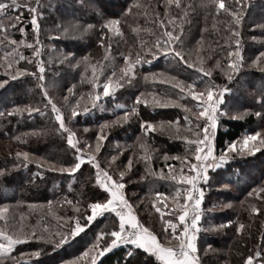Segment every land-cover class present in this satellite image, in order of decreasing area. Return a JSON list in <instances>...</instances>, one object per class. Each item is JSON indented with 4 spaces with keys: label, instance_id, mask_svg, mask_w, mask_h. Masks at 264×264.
<instances>
[{
    "label": "snow or ice",
    "instance_id": "obj_1",
    "mask_svg": "<svg viewBox=\"0 0 264 264\" xmlns=\"http://www.w3.org/2000/svg\"><path fill=\"white\" fill-rule=\"evenodd\" d=\"M166 14L171 19H158L160 34L156 36L151 46L147 41L141 40L136 46L138 50H128L127 54H121L123 64L114 67L110 75L105 76L103 83H100V77L104 76L106 65L102 61L90 63L89 55H84L77 59L73 52H61L57 63L68 64L73 68L84 66L85 72L91 69L89 82L93 92L88 93L90 103L97 107V102L102 97H115L119 89L126 86L132 87L139 74L138 70L144 64H151L160 57L170 58L174 64L172 71L177 75L170 73H143L144 81L153 83L159 81L161 84L169 85L171 89L177 90V100L171 99L167 94L157 95L156 93L137 94L131 105H117L118 109L123 110L122 115L116 116L112 121H104L98 126L95 133V142L90 143L87 140H81L78 131L71 126L75 119L89 112L88 106H81L84 94L75 99L74 104L69 101V96L65 95L64 105H58L54 97L50 95V90L56 87L54 80L46 78L48 71L45 60L41 59L44 45L40 41L41 20L45 16L44 5L41 0H0V46H11V51L4 53L0 58V66L4 67L8 79L0 80V88H4L9 81H16L20 78L31 76L37 81L36 87L39 88L41 95L46 100L45 110H50L56 127L52 131L59 136L64 137L68 149L72 156L69 160L57 162L44 157H35L28 151H17L14 157L17 163L13 168H28L29 164L35 163L38 171L33 173L34 179H43L44 170L56 172L59 174H68L75 178V174L80 172L85 164L91 165L95 169V184L104 190L106 196L104 199L93 197L73 201L65 198L63 203L71 206L75 215H69L64 218L65 225L58 230L49 231L47 225L43 229L31 228L26 230L22 224L13 226L6 215L8 207H0V264H39L38 259L44 254V248H37L29 253L19 252L21 258L27 256L28 259H17L14 254L18 245L26 244L29 241H39L43 246L50 249L52 253L72 244L82 234L87 235L92 232L94 224L100 218L105 220L111 218L112 226L109 228L107 223L101 225L96 231L92 232L90 242L80 251L69 259H61L59 264H102V258L106 254L123 246L125 255L123 264H205L212 246L207 245L203 250L199 245L201 233L206 231L202 227L204 218L203 202L205 190L211 182L210 171L214 174L220 171H227L233 163L239 162L237 157H254L257 153L264 155V128L257 131L246 133L234 140L226 141L223 148L217 150L216 137L217 131L221 126V120L229 115V101L233 89L227 85H218L212 79L213 72L219 70L229 82H233L245 68H257L264 72V50L259 51L254 58H250V63L245 60L242 46L241 30L248 15V10L252 7L250 0H199L197 4H183L182 0H164ZM148 5H143L140 0H134L132 6H129L119 17L104 18L101 15L102 22L99 24V40L101 46H106L105 60H109L110 52L113 47L112 37H123V26L127 24L125 17L134 14V8L138 11L135 15L148 16ZM181 10L179 15H172L171 8ZM196 8L204 10L211 9L216 15L224 14L228 17L224 27L229 33L225 43L231 49L227 52L226 63L222 64L220 59L208 66L207 61L212 59L210 50L205 51L201 45L203 36L193 47L186 45L185 24H190L189 14L195 13ZM21 9L30 14V24L34 41L29 43L26 40L17 41L11 38L9 29H15L21 15H11L12 12H20ZM155 17H160L159 12H153ZM3 17H8L7 23ZM176 21H179L177 23ZM138 27L131 29L133 33L138 31ZM264 30V24L255 25ZM57 30L55 38H83L88 33L95 31L97 25L92 23H82L79 19L67 23L56 24ZM20 32L25 29L20 28ZM255 39V38H253ZM21 46L32 49V57L24 56L19 49ZM55 50V46H51ZM150 57V58H149ZM20 61L26 64H33L35 70L27 67H20ZM52 62V57H48V63ZM186 69L195 70V78L189 77L188 80L180 79V73ZM205 78L207 81L205 82ZM83 80V77H82ZM198 83L204 84V87L198 88ZM75 85L67 89L69 94L74 95ZM102 89V91H97ZM190 98L194 103V108H189L187 104H179L178 101L184 98ZM257 102L264 108V86L261 87L257 96ZM167 108L180 106L183 107L186 115L183 119L187 122L188 131L194 138L188 135H180V118L174 121L153 122L140 117V107ZM67 108V114L65 112ZM27 113L41 112L39 107L32 105H13L9 110L0 111V118L7 116H24ZM250 110L245 109L242 113L234 116V119H243L249 115ZM259 119L264 120V112L254 113ZM133 118L139 119V128L141 135L136 138L133 145L128 146L133 154L126 158V164H118L119 155L124 151L123 147L117 144V154L112 155L105 166L102 167L98 154L104 147V142L108 140L109 130L116 126H122ZM195 129V131H193ZM83 133L89 131L88 128L82 130ZM167 133L174 138L185 141L187 147L184 155L169 156L163 153L165 162L168 160L178 161V165L167 164V173L164 169L156 171L153 166V154L158 150L151 147L148 140L151 134ZM33 135H41L34 131ZM19 139V137H17ZM143 162L145 166L144 175L141 180L153 182L157 179L166 180L172 183L175 191L169 196L166 193L153 191L149 204L151 210L158 215L160 222L159 234L152 227L146 226L141 221L134 205L126 192L125 178L129 176L135 164ZM7 174V169L0 168V177ZM131 182V181H129ZM227 187V185H224ZM71 188V184L69 185ZM87 196V193H83ZM248 197H256L264 204V186L253 188L248 192ZM141 199L137 203L144 204ZM51 204V201L48 202ZM245 201H241L243 205ZM230 207L231 205H225ZM247 210L251 215H264V207L257 203H248ZM107 214V215H106ZM229 225L232 221L227 222ZM223 226V225H222ZM221 226V227H222ZM246 225L239 223L237 233L243 234ZM210 230V229H209ZM261 245L252 254L244 258L243 264H264V236H261ZM143 257V259H138Z\"/></svg>",
    "mask_w": 264,
    "mask_h": 264
},
{
    "label": "trees",
    "instance_id": "obj_2",
    "mask_svg": "<svg viewBox=\"0 0 264 264\" xmlns=\"http://www.w3.org/2000/svg\"><path fill=\"white\" fill-rule=\"evenodd\" d=\"M198 2L199 0H182L183 4H197ZM41 3L44 5L43 10L45 12V16L41 20L40 41L44 45L41 59L45 60L47 64L46 78L54 80L56 84V87L50 90V95L54 97L58 105H64L63 97L65 95H68L69 101L74 104L75 99L84 94L81 106L86 104L89 112L78 116L71 125L74 130L78 131L81 140H87L94 144L98 126L104 121H111L116 116L122 115L123 110L118 109L117 105H131L135 96L140 92L149 94L153 91V93L160 95L166 93L161 91L162 85L158 89H153L157 82L144 81L142 74L165 72L177 75L176 72L172 71L173 63L172 67L166 66L171 62L170 58L167 57H160L151 64H144L139 68L134 86L119 89L115 97H102L97 104L102 102L105 105L102 107L103 109L99 106H97L98 108L93 107L87 95L93 92L89 82L91 69L89 68L85 72L84 66L73 68L66 63L56 62L60 58L61 52H73L77 59L89 55L90 63L102 61L107 66L104 76L100 77V83H103L105 76L110 75L114 67L123 64L121 54H127L130 49L133 51L138 50L136 46L141 40L147 41L148 46L152 45L156 36L160 34V27L154 21L171 19V16L166 14L164 0H140L141 4L149 6L147 8L148 16L135 15L138 10L134 8V14L125 17L127 24L123 26L124 36L111 38L110 42L113 47L109 54V60L104 59L106 46H101L98 43L100 38L99 24L102 22V18L97 12L99 11L104 18L119 17L127 7L133 5L134 0H41ZM250 3L252 7L248 10L243 27L240 29L243 53L248 63H250V58H254L259 51L264 50V30L254 27L255 25L264 24V0H250ZM154 11L159 12L160 17H155L153 15ZM168 11L172 15H179L181 12V10L174 7ZM10 14L21 15L16 28L8 30L11 38L17 41L33 42L32 27L29 22L30 14L23 9L20 12ZM77 19L82 23L97 25V29L88 33L82 39L55 38L56 24ZM189 19L191 23L185 24L186 45L188 47L195 46L196 42L203 36L201 45L205 51L210 50L212 59L207 61V64L211 66L216 59L225 56L222 51L228 50L225 40L228 39L229 33L224 27L228 17L224 14L216 15L211 9L196 8L194 14L190 12ZM3 20L7 23L8 17H3ZM176 22L179 23V21ZM137 26H139L138 31L133 33L131 29ZM20 28L25 29V32H20ZM52 45L55 46V50L51 47ZM7 51H11V46H0V58ZM19 51L26 57H32V49L21 46ZM49 56L52 57L51 63H48ZM20 67L35 70L34 63L30 65L20 61ZM185 72L180 73V79L188 80ZM4 79H8V77L5 74L4 67L0 66V80ZM236 80L239 88L240 86L245 87L242 91L237 90V94H241V98L246 99L243 102L244 110L253 106H255V109L251 108L250 114L244 116L243 119L222 118V127L218 129L216 138L218 151L224 147L226 141L257 131L264 125V120L257 118L254 114L257 111L264 112V108L257 102L259 91L264 86V72L257 68L248 67L246 63L245 68ZM37 83L34 78L27 76L16 81H9L8 85L0 88V103H3L0 104V111L6 112L13 105H32L39 107L41 112H44V115L32 113L29 116L25 113L24 116L9 117L6 115L0 118V168L7 169V174L0 179V203L9 204L11 219L17 221V223L18 220H24L38 229H43L47 225L48 230L53 231L64 227L66 216L75 215L71 206L63 203L65 198L73 201L79 199L83 203L84 199L90 200L93 197L104 199L106 193L95 184V169L88 164L82 166L80 172L75 174L74 179L68 174H59L48 170H44L43 179H34L33 173L38 171L35 163L29 164L26 169L23 167L13 168V164L18 162L14 157L17 151H28L34 154L35 157H44L57 162L67 161L72 156L64 137L52 131L57 125L50 110L44 108L46 100L41 95L39 88L36 87ZM73 85H75L74 95L69 94L67 91ZM233 95L235 94L233 93ZM231 99H236V97L233 96L229 99L227 97L226 100ZM64 110L67 114L66 107ZM184 115L185 113H181L175 107H157L155 109L143 105L140 107V117L153 122L174 121L179 117L180 135H183L187 128V122L183 119ZM139 122V119L133 118L128 123L109 130L108 140L104 142V147L98 154L102 167L105 166L112 155L117 154V142H121L119 146L124 149L123 153L119 155L118 164H121V162L126 164V158L133 154L128 146L133 145L136 138L141 135ZM84 128H88L89 131L87 133L80 131ZM34 131L47 134L33 135ZM113 142H116V145ZM148 142L151 147L158 150L153 154V168L156 171L164 169L165 173L168 171L167 164H173L175 167L179 162L175 160L165 162L163 153L166 152L170 157L182 156L183 152L185 154L187 147L185 141L174 138L167 133L151 134ZM261 158H263L262 161ZM237 160L239 162L233 163L232 168H228L230 172L228 176L225 175L226 178L221 176L226 171H220L216 174L211 173L212 179L207 185L208 189H206V197L203 202L205 211L202 220V227L206 231L201 233L199 245L202 250L207 245H211L213 249H219L220 251L215 252L214 257L208 254L205 264H211L212 261L218 264H243L244 258L260 247V238L264 236V215H251L247 210L248 203H257L258 206L264 207V204L256 197H248V192L253 188L264 186V155L257 153L254 157H237ZM144 171L143 162L135 164L132 172L125 178L126 192L132 203L136 205V211L141 221L159 234L160 222L158 215L154 212L151 216L148 215V210H151L149 204L152 198L151 193L159 191L171 196L174 194L175 189L172 183L166 180L157 179L155 182L152 178L147 181L141 180L140 177L144 175ZM223 182L233 190L228 192L225 188H219V183ZM70 184L71 188H69ZM83 193H87V196H83ZM141 199L145 201L144 204L137 203ZM49 201H51V204L48 203ZM241 201H245V203L242 205ZM227 203H230L231 206L218 208L221 204ZM33 204L35 205L33 206ZM146 206L148 210H146ZM228 221H232V224L229 225ZM105 223L110 228L113 220L111 218L107 220L100 218L94 224L92 232ZM239 223L246 225L243 234H238L236 231ZM92 232H88L86 236L82 234L74 243L64 246L55 253H52L39 241H35L33 245L29 243L32 241H29L26 244L18 245L14 254L19 255V252L44 248V254L41 257H33L32 259L34 261L38 259L39 264H59L61 259H69L83 251L87 243L90 242ZM72 248L74 249L72 250ZM124 255L125 248L121 246L106 254L102 258V264H123ZM138 259L142 260L143 257Z\"/></svg>",
    "mask_w": 264,
    "mask_h": 264
},
{
    "label": "rangeland",
    "instance_id": "obj_3",
    "mask_svg": "<svg viewBox=\"0 0 264 264\" xmlns=\"http://www.w3.org/2000/svg\"><path fill=\"white\" fill-rule=\"evenodd\" d=\"M231 49L228 47V50H224V51H222V54H223V52H224V55L225 56H222V58L220 59L221 60V63L222 64H225L226 63V59H227V52L228 51H230ZM213 64L215 63V61L214 62H212ZM172 65V62H169L168 63V65H166V66H170V67H172L171 66ZM186 72H185V75H187L188 76V78L191 76V77H193V78H195V70H193V69H186L185 70ZM194 72V73H193ZM193 73V74H192ZM223 77V78H222ZM212 79L215 81V83L216 84H218V85H227L228 87H231L232 89H233V92H232V94H231V96L230 97H236V99H231V100H228L229 101V107H228V112H229V115L227 116V118H233L234 116H236L238 113H242L243 111H244V103L243 102H245L246 101V99H242L241 98V94H237V90H243L245 87H241L240 86V88H239V86H238V81L237 80H235V81H233V82H229L228 80H227V78L223 75V74H221L220 72H219V70H217V71H214L213 72V77H212ZM207 81V78H205V82ZM160 85H162L161 87H162V89H161V91L162 92H166V93H170V94H168L170 97H171V99H173V100H177L178 99V97H177V95H176V92H177V90H174V89H171V87L169 86V85H164V84H161L159 81H157V84L154 86V88L153 89H158V87L160 86ZM198 88H203L204 87V84H200V83H198ZM150 90H152V89H150ZM99 91H102V89H100ZM144 93H146V92H144ZM151 93H153V91L151 92ZM233 93L235 94V95H233ZM161 94H164V93H161ZM157 95H160V94H157ZM230 97H228V99L230 98ZM226 99H227V97H226ZM253 99V98H252ZM64 101V100H63ZM178 103L179 104H187L188 105V107L189 108H194V103L195 102H193L190 98H184V99H181V100H179L178 101ZM1 105L3 104V103H0ZM91 104V103H90ZM89 104V105H90ZM99 107H103V106H105V105H103V103L102 102H100V104H97ZM107 106V105H106ZM255 106H253V107H250V108H247L248 110H250V112H251V108H254ZM98 108V107H97ZM169 108H173V107H169ZM175 108H177V109H179L180 110V112L181 113H185L184 112V109H183V107H180V106H175ZM103 109V108H102ZM255 109V108H254ZM185 115H186V113H185ZM184 115V116H185ZM112 120H114V119H112ZM111 120V121H112ZM222 127V122H221V126L219 127V128H221ZM261 128H264V125H263V127H261ZM193 131H195V129H193ZM183 135H188L190 138H194L192 135H191V133L188 131V126H187V128H186V131H184V134ZM217 138V137H216ZM117 142V141H116ZM116 142H113V144L114 145H116ZM117 144H121V142H117ZM181 151V150H180ZM182 152H183V150H182ZM183 155H184V152H183ZM263 160V158H261V161ZM262 164V163H261ZM232 168V167H231ZM236 169V168H235ZM229 172H230V169H228L226 172H224V174H221V176L222 177H224V178H226L225 177V175L226 176H228L229 175ZM212 172L210 171V173H209V175H210V177H212V174H211ZM0 179H1V177H0ZM212 179V178H211ZM224 185H226L224 182L223 183H219V188H225L228 192H230V190H233V188L231 189V188H229L228 186L227 187H224ZM206 189H208V187L206 188ZM205 193H206V190H205ZM205 197H206V195H205ZM204 201H205V198H204ZM228 204H230V203H227V204H221L218 208L220 209V208H224L225 207V205H228ZM35 204H33V206H34ZM4 206H7L8 207V212L6 213V215L9 217V222L13 225V226H15V225H17V224H22L23 226H24V228L26 229V230H29V229H31V228H33V225H31L29 222H26V221H24V220H18V223H17V221H14V220H12L11 218V216H10V213H9V204H6V203H0V207H4ZM215 206V205H214ZM216 206H217V204H216ZM215 206V207H216ZM35 242V240H32V242H29L31 245H33V243ZM83 242H85V241H83ZM74 248H72V250H73ZM218 251H220L219 249L218 250H216V249H213L212 248V251H210L209 252V256H211V257H214L215 256V252H218ZM29 252H31L30 250H27V251H25V253H29ZM17 256V259H19V258H21L19 255H16ZM23 259H28V257L27 256H25V257H23ZM211 264H218V263H216V262H214V261H212L211 262Z\"/></svg>",
    "mask_w": 264,
    "mask_h": 264
}]
</instances>
